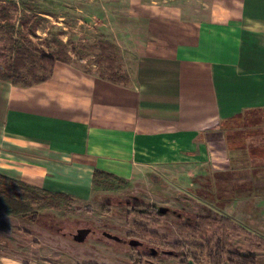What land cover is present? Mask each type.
<instances>
[{
    "label": "crops",
    "instance_id": "0c3cea01",
    "mask_svg": "<svg viewBox=\"0 0 264 264\" xmlns=\"http://www.w3.org/2000/svg\"><path fill=\"white\" fill-rule=\"evenodd\" d=\"M203 3L209 11L191 23L156 21L157 43L142 47L127 84L71 61L38 85L0 82V175L88 203L96 170L130 189L186 167L232 196L215 212L264 238V152L250 153L264 136L237 126L232 147L219 131L264 112V0Z\"/></svg>",
    "mask_w": 264,
    "mask_h": 264
},
{
    "label": "rangeland",
    "instance_id": "374dc122",
    "mask_svg": "<svg viewBox=\"0 0 264 264\" xmlns=\"http://www.w3.org/2000/svg\"><path fill=\"white\" fill-rule=\"evenodd\" d=\"M25 1L37 9L29 10ZM5 2L17 4L12 8L18 32L15 40L49 51L44 41L52 34L50 38L67 45L71 62L95 72L97 43L112 44L117 70L128 78L142 47L157 43L154 30L159 22L165 29L166 23L179 18L176 15L191 23L194 13L197 19L209 11L203 0H0V5ZM38 16L41 20L31 34L29 26ZM10 43L8 36L0 34V65L9 58ZM193 178L186 167L182 173L167 170L162 178L149 177L130 189L96 192L88 203L72 202L26 219L4 217L0 220V264H182L184 259L211 264L209 254L216 251L220 235L211 230L194 237L182 229L185 220L197 215L222 217L215 212L217 200L196 195L202 183ZM136 206L150 219L137 218L133 212ZM144 231L156 233L159 240L145 239ZM80 236L83 239L79 240ZM133 237L147 244L134 250L115 240ZM248 243L245 235L231 237L233 249L223 256L222 264H237V255L264 264V250L251 249ZM149 248L158 250V255L148 256ZM168 250L178 258H171Z\"/></svg>",
    "mask_w": 264,
    "mask_h": 264
},
{
    "label": "trees",
    "instance_id": "16d2710c",
    "mask_svg": "<svg viewBox=\"0 0 264 264\" xmlns=\"http://www.w3.org/2000/svg\"><path fill=\"white\" fill-rule=\"evenodd\" d=\"M29 10H36V6L29 2L23 3ZM12 8H17L15 2H5L0 5V34L8 36L11 39L9 47V58L0 65V82L10 83L13 85H19L23 87H31L44 83L49 80L54 72L55 66L59 62H70L71 57L69 55L67 45L56 37H48L44 44L49 51H45L30 42H20L15 40L17 35V26L14 22V14ZM41 17H36L29 26V32L35 33V27L40 22ZM99 59L96 73L115 84H127L129 82L128 77H124L118 72L115 47L112 44L105 42H98ZM54 48H57L56 52H52ZM76 52V49L72 50ZM1 53V49H0ZM82 57L79 53H77ZM237 126H248V136H264V112L248 113L244 117H236L231 120H226L221 123L219 131H223L229 138L232 147H236V133L235 128ZM234 132L230 135V132ZM235 135V137H234ZM243 146V144H242ZM264 152V148H252L250 153L254 156ZM225 182L234 181L229 176H224ZM202 181V182H200ZM219 181V180H217ZM212 182L208 180L205 183L203 180L197 182L202 183L199 190H195L196 195L205 199H215L217 201H226L232 196L220 195V189L216 188V184L219 182ZM129 182L121 179L113 174L96 170L93 178V193L96 192H118L123 189H128ZM212 190L215 188L214 194L209 195L207 188ZM234 197V196H233ZM74 202V198L66 194H52L42 189H37L26 185L25 183L8 179L0 175V220L4 217H17L26 219L30 216H35L37 213L50 209H62L67 207L69 203ZM133 212L139 219L148 220L150 216L147 212H144L140 208L134 207ZM161 214V213H160ZM40 215V213L38 214ZM33 219V218H32ZM142 228V227H141ZM140 229V228H139ZM182 229L186 231L190 236L199 237L206 235L209 231L215 230L220 235L221 240L217 243L216 251L209 254V261L211 264H222V258L224 255H230V250L233 249L231 245V237H239L245 235L249 238V247L256 250H264V239L261 237H252L247 230L241 226H238L232 219L227 217L215 218L210 215L200 216L197 215L194 218L187 219L182 223ZM144 238H150L154 241L159 240V236L156 233H149L144 231ZM251 239H256L255 242H250ZM117 242H121L134 250L144 247L145 242L135 239V237L123 241L120 238H115ZM149 247V246H148ZM148 256L156 257L158 250L150 249ZM167 253L171 258L176 259L178 255L168 250ZM236 254H233V256ZM140 253L138 257H140ZM146 256V255H144ZM237 264H255L256 259L251 257L238 256ZM233 263L232 258L228 259ZM195 264L196 261L191 263L190 260L184 259L182 264Z\"/></svg>",
    "mask_w": 264,
    "mask_h": 264
},
{
    "label": "water",
    "instance_id": "95a60500",
    "mask_svg": "<svg viewBox=\"0 0 264 264\" xmlns=\"http://www.w3.org/2000/svg\"><path fill=\"white\" fill-rule=\"evenodd\" d=\"M79 238V237H78ZM81 239H83V237L82 236H80V239L79 240H81Z\"/></svg>",
    "mask_w": 264,
    "mask_h": 264
}]
</instances>
